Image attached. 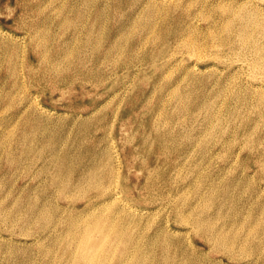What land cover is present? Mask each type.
Wrapping results in <instances>:
<instances>
[{
  "label": "rangeland",
  "instance_id": "1",
  "mask_svg": "<svg viewBox=\"0 0 264 264\" xmlns=\"http://www.w3.org/2000/svg\"><path fill=\"white\" fill-rule=\"evenodd\" d=\"M147 2L0 0V264H264V0Z\"/></svg>",
  "mask_w": 264,
  "mask_h": 264
},
{
  "label": "bare ground",
  "instance_id": "2",
  "mask_svg": "<svg viewBox=\"0 0 264 264\" xmlns=\"http://www.w3.org/2000/svg\"><path fill=\"white\" fill-rule=\"evenodd\" d=\"M165 1V0H164ZM172 1V0H171ZM254 1V0H253ZM205 2V1H204ZM216 2V1H215ZM260 2H262V1H260ZM146 3H148L147 2V0H146ZM203 3V2H202ZM225 3V2H224ZM264 3V2H263ZM152 4V3H151ZM161 4H163V3H160V5ZM167 4V3H166ZM241 4V3H240ZM253 4H254V2H253ZM264 5V4H263ZM262 5V6H263ZM157 6H159V5H157ZM201 6H202V4H201ZM161 7V6H160ZM257 7V6H256ZM11 8H13V7H11ZM11 8H9L10 10H11ZM16 8V7H15ZM203 8V7H202ZM258 8V7H257ZM13 10V9H12ZM156 10V9H155ZM262 11V10H261ZM155 12H157V10L155 11ZM259 14V13H258ZM263 14V13H262ZM197 15V14H196ZM262 15H257V16H253L252 18H251V20H250V23H251V26H252V29L254 30V29H257V28H260V31H262L263 33H264V19L261 17ZM263 16H264V14H263ZM136 19V18H135ZM197 19V18H196ZM200 19H202L201 17H200ZM84 24V23H83ZM247 25V24H246ZM84 26V25H83ZM200 29V28H199ZM252 29H251V31H252ZM250 31V30H249ZM259 31V32H260ZM258 32V31H257ZM258 32V33H259ZM77 33V32H76ZM251 33V32H250ZM257 33V34H258ZM44 34V33H43ZM126 34V33H125ZM261 34V33H260ZM260 34H259V36L258 37H260ZM39 35V34H38ZM96 35V34H95ZM185 35V34H184ZM264 35V34H263ZM49 36V35H48ZM78 36V35H77ZM97 36V35H96ZM98 36H100V34H98ZM250 36V35H249ZM248 36V37H249ZM257 36V35H256ZM75 37V36H74ZM95 37V36H94ZM194 37V36H193ZM214 37H216L215 35H214ZM252 37V36H251ZM78 38V37H77ZM86 38V37H85ZM99 38V37H98ZM111 38V37H110ZM115 38V37H114ZM122 38V37H121ZM141 38V37H140ZM203 38V37H202ZM247 38V37H246ZM245 38V39H246ZM257 38V37H256ZM261 38V37H260ZM262 38H263V36H262ZM48 39V38H47ZM193 39V38H192ZM95 40V39H94ZM96 40H98V39H96ZM111 40V39H110ZM140 40V39H139ZM201 39H199V41H200ZM263 40V39H262ZM75 41V40H74ZM256 41H258V40H256ZM88 42V41H87ZM91 42V41H90ZM98 42V41H97ZM203 42V41H202ZM206 42V41H205ZM262 42V41H261ZM260 42V43H261ZM64 43V42H63ZM111 43V42H110ZM142 43V42H141ZM166 43V42H165ZM168 43H170V42H168ZM255 43V42H254ZM260 43H259V45L258 46H260ZM35 44V43H34ZM62 44V43H61ZM60 44V45H61ZM94 44H96V43H94ZM203 44H205L204 42H203ZM72 45V44H71ZM141 45H143V43L141 44ZM168 45V44H167ZM201 45V44H200ZM61 46H63V44L61 45ZM96 46V45H95ZM59 47V46H58ZM92 47H93V45H92ZM98 47V46H97ZM109 47H110V45H109ZM108 46H107V48H109ZM139 47H140V45H139ZM142 47V46H141ZM140 47V48H141ZM190 47V46H189ZM188 47V48H189ZM198 47H199V45H198ZM201 47V46H200ZM256 47V46H255ZM35 48V47H34ZM64 48V47H63ZM101 48V47H100ZM106 48V49H107ZM204 48V47H203ZM211 48V47H210ZM262 48V47H261ZM36 49V48H35ZM34 49V51H37V50H35ZM105 49V50H106ZM200 50H201V48H199ZM240 49V48H239ZM256 49V48H255ZM99 50V49H98ZM108 50V49H107ZM193 50V49H192ZM246 50V49H245ZM252 50H254V48L252 49ZM256 50H258V49H256ZM256 50H254V51H256ZM264 50V49H263ZM40 51V50H39ZM72 51V50H71ZM85 51V50H84ZM100 51V50H99ZM98 51V52H99ZM203 51V50H202ZM243 51V50H242ZM241 51V52H242ZM259 51V50H258ZM41 52V51H40ZM101 52V51H100ZM114 52V51H113ZM187 52H189V51H187ZM197 52H199V51H197ZM201 52V51H200ZM199 52V53H200ZM204 52V51H203ZM257 52V51H256ZM256 52H254V53H256ZM264 52V51H263ZM69 53V52H68ZM194 53H196V52H194ZM194 53H192V55H193V57H195V54ZM245 53V52H244ZM258 53V52H257ZM256 53V54H257ZM64 54V53H63ZM113 54V53H112ZM197 54V53H196ZM201 54V53H200ZM219 54V53H218ZM230 54V53H229ZM252 54V53H251ZM251 54H250V56H251ZM189 55V54H188ZM236 55H238V54H236ZM235 55V56H236ZM253 55H255V54H253ZM106 56V55H105ZM104 56V57H105ZM209 56H211V55H209ZM215 56H217V55H215ZM221 56V55H220ZM257 56V55H256ZM260 56V55H259ZM262 56V55H261ZM191 57V56H190ZM193 57H191V58H193ZM198 58H199V56H197ZM207 57V56H206ZM214 57V56H213ZM245 57V56H244ZM80 58V57H79ZM84 58V57H83ZM102 58V57H101ZM158 58V57H157ZM217 58V57H216ZM233 58V57H232ZM242 58V57H241ZM252 58H254V60L256 59L255 57H252ZM259 58V57H258ZM195 59V58H194ZM200 59V58H199ZM238 59V58H237ZM236 59V60H237ZM262 59V58H261ZM81 60V59H80ZM109 60V59H108ZM126 60V59H125ZM154 60V59H153ZM232 60H234V59H232ZM259 60V59H258ZM156 61V60H155ZM235 61V60H234ZM247 61V60H246ZM257 61V60H256ZM256 61H254V63L253 64H256ZM239 62V61H238ZM260 62H262V60L260 61ZM193 63V62H192ZM195 63V62H194ZM250 63V62H249ZM264 63V62H263ZM263 63L261 64V66L263 65ZM103 64V63H102ZM212 64V63H211ZM240 64H241V62H240ZM242 64H244L243 62H242ZM99 65H100V63H99ZM174 65H176V64H174ZM247 65V64H246ZM258 65H260V64H258ZM156 66V65H155ZM190 66V65H189ZM194 67H196L195 66V64L193 65ZM240 66V65H239ZM67 67V66H66ZM75 67V66H74ZM116 67V66H115ZM174 67V66H173ZM187 67V66H186ZM254 67V66H253ZM260 67V66H259ZM138 68V67H137ZM140 68V67H139ZM192 68V67H191ZM198 68V67H197ZM205 68V67H204ZM213 68V67H212ZM238 68V67H237ZM263 68V67H262ZM72 69V68H71ZM106 69V68H105ZM249 69H250V67H249ZM251 69H253V68H251ZM256 69V68H255ZM260 71H261V69L260 68H258ZM257 69V70H258ZM31 70H33V69H31ZM136 70V69H135ZM134 70V71H135ZM143 70V69H142ZM194 70V69H193ZM205 70H207V69H205ZM205 70H203V71H205ZM235 70H237V69H235ZM70 71V70H69ZM168 71V70H167ZM170 71V70H169ZM186 71V70H185ZM202 71V72H203ZM250 71V70H249ZM255 71V70H254ZM263 71V70H262ZM68 72V71H67ZM71 72V71H70ZM138 72V71H137ZM152 72V71H151ZM166 72V71H165ZM219 72V71H218ZM218 72H217V74H218ZM253 72V71H252ZM257 72V71H256ZM139 73V72H138ZM199 73V72H198ZM61 74H63V73H61ZM135 74V73H134ZM154 74V73H153ZM167 74V73H166ZM245 74V73H244ZM264 74V73H263ZM190 75H192V74H190ZM200 75V74H199ZM40 76V75H39ZM242 76V75H241ZM182 77V76H181ZM188 77H189V75H188ZM232 77V76H231ZM234 77H235V75H234ZM252 77V76H251ZM256 77V76H255ZM143 78V77H142ZM200 78V77H199ZM227 78V77H226ZM230 78V77H229ZM40 79V78H39ZM38 79V80H39ZM151 79V78H150ZM201 79H203V78H201ZM240 79V78H239ZM249 79V78H248ZM247 79V80H248ZM252 79V78H251ZM178 80V79H177ZM180 80V79H179ZM231 80V79H230ZM243 80V79H242ZM241 80V81H242ZM141 81V80H140ZM200 81H202V80H200ZM218 81V80H217ZM226 81V80H225ZM224 81V82H225ZM229 81V80H228ZM130 82V81H129ZM178 82V81H177ZM243 82V81H242ZM51 83V82H50ZM111 83V82H110ZM120 83V82H119ZM124 83V82H123ZM131 83V82H130ZM223 83V82H222ZM228 83V82H227ZM233 83V82H232ZM239 83V82H238ZM237 83V84H238ZM260 83V82H259ZM203 84V83H202ZM236 84V83H235ZM236 84V85H237ZM249 84H250V82H249ZM253 84V83H252ZM126 85H128V84H126ZM227 85V84H226ZM242 85H244V84H242ZM241 85V86H242ZM246 85V84H245ZM94 86V85H93ZM105 86V85H104ZM125 86V85H124ZM123 86V87H124ZM220 86H222V85H220ZM251 86V85H250ZM52 88H53V86H51ZM111 87V86H110ZM115 87V86H114ZM118 87V86H117ZM122 87V86H121ZM120 87V88H121ZM46 88V87H45ZM51 88V89H52ZM70 88V87H69ZM138 88V87H137ZM229 88V87H228ZM238 88V87H237ZM244 88V87H243ZM247 88V87H246ZM47 89V88H46ZM119 89V88H118ZM123 89V88H122ZM121 89V90H122ZM175 89V88H174ZM234 89V88H233ZM245 89V88H244ZM248 89H250V88H248ZM58 90V89H57ZM60 90V89H59ZM58 90V91H59ZM62 90V89H61ZM60 90V91H61ZM76 90V89H75ZM74 90V91H75ZM91 90V89H90ZM110 90V89H109ZM113 90V89H112ZM223 90V89H222ZM243 90V89H242ZM260 90V89H259ZM44 91V90H43ZM56 91V90H55ZM63 91V90H62ZM66 91V90H65ZM94 91V90H93ZM137 91H139V88H138V90ZM169 91V90H168ZM219 91H220V89H219ZM218 91V92H219ZM224 91V90H223ZM245 91V90H244ZM252 91V90H251ZM256 91V90H255ZM260 91H262L263 92V90H260ZM49 92H51V91H49ZM113 93H114V91H112ZM242 92V91H241ZM123 93H124V91H123ZM171 93V92H170ZM221 93V92H220ZM244 93V92H243ZM257 93H258V90H257ZM45 94V93H44ZM63 94V93H62ZM67 94V93H66ZM69 94V93H68ZM255 94V93H254ZM79 95H81V94H79ZM115 95H117V93L115 94ZM249 95V94H248ZM251 95V94H250ZM253 95V94H252ZM64 96V95H63ZM118 96V95H117ZM172 96V95H171ZM220 96H222L221 94H220ZM133 97V96H132ZM170 97V96H169ZM168 97V98H169ZM215 97V96H214ZM249 97H252V96H249ZM52 97H50V99H51ZM64 98V97H63ZM80 98V97H79ZM108 98V97H107ZM113 98V97H112ZM167 98V99H168ZM245 98V97H244ZM258 98V97H257ZM104 99V98H103ZM156 99V98H155ZM170 99V98H169ZM176 98H174V100H175ZM182 99V98H181ZM199 99V98H198ZM201 99V98H200ZM251 99V98H250ZM260 100H261V98H259ZM51 100H53V98L51 99ZM71 101H73V100H75V99H70ZM85 100V99H84ZM178 100V99H177ZM189 100V99H188ZM211 100V99H210ZM246 100V99H245ZM249 100V99H248ZM264 100V99H263ZM55 101H56V98H55ZM101 101V100H100ZM111 101V100H110ZM142 101V100H141ZM165 101H166V99H165ZM184 101V100H183ZM199 101V100H198ZM201 101V100H200ZM207 101V100H206ZM74 102V101H73ZM83 102V101H82ZM161 102V101H160ZM159 102V103H160ZM175 102V101H174ZM185 102V101H184ZM203 102H205V101H203ZM216 102V101H215ZM230 102V101H229ZM232 102V101H231ZM248 102V101H247ZM262 103H263V101H261ZM68 103V102H67ZM72 103V102H71ZM88 103V102H87ZM162 103V102H161ZM177 103H179V101L177 102ZM176 103V104H177ZM186 103V102H185ZM185 103H184V105H185ZM187 103H188V101H187ZM199 103V102H198ZM202 103V102H201ZM211 103V102H210ZM175 104V103H174ZM205 104V103H204ZM230 104V103H229ZM72 105V104H71ZM93 105V104H92ZM97 105V104H96ZM105 105V104H104ZM127 105H128V103H127ZM142 105V104H141ZM165 105V104H164ZM169 105V104H168ZM171 105H173V103H171ZM183 105V104H182ZM196 105V104H195ZM202 105V104H201ZM214 105V104H213ZM212 105V103H211V106H213ZM37 106V105H36ZM98 106V105H97ZM146 106V105H145ZM162 106V105H161ZM185 106H187V104L185 105ZM184 106V107H185ZM203 106V105H202ZM202 106H201V108H202ZM216 106V105H215ZM215 106H213V107H215ZM80 107H82V106H80ZM88 107V106H87ZM163 107V106H162ZM198 107H200V106H198ZM228 107V106H227ZM139 108V107H138ZM158 108V107H157ZM182 108H183V106H182ZM182 108H180V109H182ZM39 108H37V110H38ZM88 109V108H87ZM86 109V110H87ZM94 109H96V107L94 108ZM214 109V108H213ZM212 109V110H213ZM219 109V108H218ZM44 110V109H43ZM160 110V109H159ZM158 110V111H159ZM216 110V109H215ZM83 111H85V110H83ZM185 111H187V110H185ZM219 111V110H218ZM92 112V111H91ZM156 112V111H155ZM168 112V111H167ZM176 112V111H175ZM179 112V111H178ZM177 112V114H179ZM183 112V111H182ZM192 112V111H191ZM196 113H197V111H195ZM195 112H193V113H195ZM210 112H212V111H210ZM88 113V112H87ZM97 113V112H96ZM114 113V112H113ZM170 113H171V111H170ZM181 113V112H180ZM189 113V112H188ZM195 113V114H196ZM213 113V112H212ZM217 113V112H216ZM41 114V113H40ZM81 114V113H80ZM110 114V113H109ZM108 114V115H109ZM138 114V113H137ZM157 114V113H156ZM164 114V113H163ZM182 114V113H181ZM190 114H192V113H190ZM214 115H215V113H213ZM88 115H89V113H88ZM92 115V114H91ZM93 115H94V112H93ZM168 115V114H167ZM165 116L164 115V117L166 118V117H168V116ZM212 115V114H211ZM221 115V114H220ZM86 116V115H85ZM96 116V115H95ZM145 116V115H144ZM170 116V115H169ZM186 116H187V114H186ZM222 116H225V115H222ZM221 116V117H222ZM92 117H94V116H92ZM155 117V116H154ZM163 117V116H162ZM185 117V116H184ZM184 117H182V118H184ZM193 117V116H192ZM144 118V117H143ZM210 118H211V116H210ZM213 118H214V116H213ZM97 119V118H96ZM149 119V118H148ZM154 119V118H153ZM152 119V120H153ZM186 119V118H185ZM190 119H191V116H190ZM99 120V119H98ZM160 120V119H159ZM161 120H162V118H161ZM188 120H189V116H188ZM214 120V119H213ZM151 121V120H150ZM185 121V120H184ZM190 121V120H189ZM215 121H216V119H215ZM214 121V122H215ZM160 122V121H159ZM211 122H213V121H211ZM223 122V121H222ZM221 122V123H222ZM34 123V122H33ZM151 123V122H150ZM166 123V122H165ZM208 123V122H207ZM220 123V124H221ZM142 124H144V123H142ZM211 124V123H210ZM210 124H209V127H210ZM216 124V123H215ZM151 125V124H150ZM140 126H142V125H140ZM155 127V126H154ZM215 127V126H214ZM213 129V128H212ZM30 131V130H29ZM142 131V130H141ZM26 132V131H25ZM31 132V131H30ZM29 132V133H30ZM35 132H36V130H35ZM34 133V132H33ZM205 134V133H204ZM207 134H209V133H207ZM33 136H34V134H33ZM29 137H31V134H30V136ZM191 139V138H190ZM191 141V140H190ZM192 142V141H191ZM206 146V145H205ZM243 147V146H242ZM30 148H32V147H30ZM103 148V147H102ZM144 148V147H143ZM34 149H35V147H34ZM97 149H99V148H97ZM160 149V148H159ZM29 150H31V149H29ZM33 150V149H32ZM104 150H106V148L104 149ZM103 150V151H104ZM244 150V149H243ZM99 151H100V149H99ZM103 151H101V152H103ZM108 151V150H107ZM28 152H30V151H28ZM66 152H68V151H66ZM100 152V153H101ZM109 154V153H108ZM100 155V154H99ZM99 155H97V157L99 156ZM105 155V154H104ZM108 156V155H107ZM110 156V155H109ZM108 156V157H109ZM156 157H157V155H156ZM249 159V158H248ZM70 160V159H69ZM112 160H114V159H112ZM175 160V159H174ZM176 160H177V158H176ZM176 160H175V162H176ZM251 160V159H250ZM110 162V161H109ZM113 162V161H112ZM111 162V163H112ZM173 162V161H172ZM107 163H108V161H107ZM107 163H105V164H107ZM103 165H104V163H102ZM110 164V163H109ZM114 164V163H113ZM175 164V163H174ZM178 165H179V163H178ZM70 166V165H69ZM113 166V165H112ZM119 166V165H118ZM173 166V165H172ZM71 167V166H70ZM124 167V166H123ZM48 168H49V165H48ZM47 168V169H48ZM98 168V167H97ZM113 168V167H112ZM66 169V168H65ZM129 169V168H128ZM174 169V168H173ZM49 171V170H48ZM66 171H67V169H66ZM99 171V170H98ZM97 171V172H98ZM115 171V170H114ZM114 171H113V173H114ZM173 171V170H172ZM111 172V171H110ZM109 172V173H110ZM112 173V174H113ZM119 173V172H118ZM125 173H126V171H125ZM92 174H95V173H92ZM76 175V174H75ZM115 176V175H114ZM113 177V176H112ZM117 177H118V174H117ZM75 179V178H74ZM94 179V178H93ZM96 179V178H95ZM118 180V179H117ZM91 181H93V180H91ZM95 181V180H94ZM108 181V180H107ZM117 182V181H116ZM70 183V182H69ZM111 184V183H110ZM109 184V185H110ZM116 184V183H115ZM68 185V184H67ZM66 185V186H67ZM89 185V184H88ZM117 185V184H116ZM124 185V184H123ZM126 186V185H125ZM145 187H146V185H144ZM150 186V185H149ZM84 187V186H83ZM103 187V186H102ZM106 187V186H105ZM121 187H123V186H121ZM138 188V187H137ZM58 189V188H57ZM103 189H105V188H103ZM111 189H112V187H111ZM118 189H119V187H118ZM124 189H125V187H124ZM141 189V188H140ZM62 190V189H61ZM78 190V189H77ZM81 190V189H80ZM106 190V189H105ZM109 190V189H108ZM107 190V191H108ZM117 190V189H116ZM122 190V189H121ZM57 191V190H56ZM60 191V190H59ZM87 191V190H86ZM155 191V190H154ZM63 192V191H62ZM116 192V191H115ZM123 192V191H122ZM162 192V191H161ZM60 193V192H59ZM68 193V192H67ZM84 193V192H83ZM103 193V192H102ZM102 193L100 194V195H102ZM160 193V192H159ZM163 193V192H162ZM166 193V192H165ZM169 193V192H168ZM167 193V194H168ZM170 193H171V191H170ZM110 194H111V192H110ZM120 194V193H119ZM140 194H141V192H140ZM175 194V193H174ZM104 195V194H103ZM102 195V196H103ZM143 195V194H142ZM158 195V194H157ZM156 195V196H157ZM160 195V194H159ZM163 195H164V193H163ZM65 196V195H64ZM63 196V197H64ZM150 196V195H149ZM152 196V195H151ZM169 196H170V194H169ZM92 197H93V195H92ZM104 197V196H103ZM119 197V196H118ZM143 197V196H142ZM158 197V196H157ZM167 197V196H166ZM181 197H183V196H181ZM185 198H187L186 196H184ZM155 198V197H154ZM160 198H162V196L160 197ZM169 199H170V197H168ZM176 198V197H175ZM174 198V200H176ZM99 199V198H98ZM109 199V198H108ZM121 199V198H120ZM124 199V198H123ZM168 199V200H169ZM95 200H96V198H95ZM164 200V199H163ZM103 201V200H102ZM113 201V200H112ZM111 201V202H112ZM120 201V200H119ZM118 201V202H119ZM126 201V200H125ZM154 201V200H153ZM171 202V201H170ZM204 202V201H203ZM203 202H201V203H203ZM205 202H207L208 203V201H205ZM125 203V202H124ZM176 203V202H175ZM174 203V204H175ZM197 203V202H196ZM109 204V203H108ZM127 205V204H126ZM182 205V204H181ZM197 205V204H196ZM207 205V204H206ZM129 206V205H128ZM134 206V205H133ZM132 206V207H133ZM195 206V205H194ZM198 206H200V205H198ZM202 206V205H201ZM200 206V207H201ZM31 207V206H30ZM37 207V206H36ZM131 207V206H130ZM195 207H197V206H195ZM205 206L203 205V208H204ZM94 208H96V206H94ZM123 208V207H122ZM135 208V207H134ZM180 208H181V206H180ZM183 208V207H182ZM197 208H199V207H197ZM202 208V207H201ZM200 208V209H201ZM202 208V209H203ZM33 209V208H32ZM36 209V208H35ZM38 209V208H37ZM93 209V208H92ZM133 209V208H132ZM142 209V208H141ZM194 209V208H193ZM30 210V209H29ZM42 210V209H41ZM91 210V209H90ZM180 210V209H179ZM195 210V209H194ZM198 210V209H197ZM35 211V210H34ZM37 211V210H36ZM35 211V212H36ZM180 211H182V210H180ZM34 212V213H35ZM183 212V211H182ZM181 212V213H182ZM191 213V212H190ZM193 213V212H192ZM40 214H42V211H41V213ZM39 214V215H40ZM130 214V213H129ZM188 214V213H187ZM201 214V213H200ZM198 215H199V213H198ZM36 216V215H35ZM44 216V215H43ZM42 216V217H43ZM48 216V215H47ZM131 216V215H130ZM181 216V215H180ZM189 216H190V214H189ZM190 217H192V216H190ZM195 217H198V216H195ZM37 218H39V217H37ZM101 218H102V216H99V217H97L96 218V220H95V223H100V221H101ZM182 218V217H181ZM194 218V217H193ZM34 219V218H33ZM42 219H44V218H42ZM46 219V218H45ZM110 219H112V218H110ZM109 219V220H110ZM130 219V218H129ZM176 219V218H175ZM185 220V222H187L186 221V219L188 220V217L186 216V218H184ZM190 219V218H189ZM192 219V218H191ZM195 219V218H194ZM198 219V218H197ZM197 219H195L194 220V223L193 224H197L198 226H200L201 224L199 223V221L197 220ZM26 220V219H25ZM36 220V219H35ZM108 220V221H109ZM122 220V219H121ZM121 220H111V222L110 223H107L108 221H106L104 224H103V229H105V231L107 230V231H111L110 233H109V238H107V239H104V240H101L99 237H96L95 236V234L94 233H92L91 232V224H89V220L88 219H85V224H87V225H85V227H84V230H85V238H84V241L82 242V244H83V248L84 249H87L88 248V244L89 245H93V249H91V250H89V251H87V252H85L82 256L83 257H85V258H87L89 255H92V254H95L96 252H98L99 254H101V256H102V260H103V262H105V263H111V264H127V263H125V259L127 258L125 255V252L127 251V248H126V243H125V245H124V243H123V245L121 244V241H120V239H121V236H122V234H123V231H124V229H125V224L126 223H124L123 221H121ZM129 221V220H128ZM181 221V220H180ZM205 221V220H204ZM208 221V220H207ZM82 222H84V221H82ZM181 222H183V221H181ZM192 222V221H191ZM190 222V223H191ZM200 222H202V220L200 221ZM27 223V222H26ZM44 223H45V221H44ZM189 223V222H188ZM204 224H205V222H204ZM208 224H210L209 222L207 223V225ZM24 225V224H23ZM31 225V224H30ZM89 225V226H88ZM212 225V224H211ZM197 226V227H198ZM209 226V225H208ZM26 227V226H25ZM116 227V229L115 230H113L114 228ZM193 227V226H192ZM214 227V226H213ZM212 227V228H213ZM126 228H127V226H126ZM136 228V227H135ZM204 227H201L200 229H203ZM205 228H206V226H205ZM204 228V229H205ZM210 228V227H209ZM212 228H210V229H212ZM216 228V227H215ZM218 228V230L219 229H221V228H219V227H217ZM217 228H216V230H217ZM29 229V228H28ZM197 229V228H196ZM199 229V230H200ZM113 230V231H112ZM132 230V229H131ZM221 231V230H220ZM220 231H218V232H220ZM196 232V231H195ZM205 232H207V231H205ZM212 232V231H211ZM217 232V231H216ZM215 232V233H216ZM223 233H224V231H222ZM133 233H134V231H133ZM125 234V233H124ZM222 234V233H221ZM217 235V234H216ZM223 235V234H222ZM124 236V235H123ZM137 236V235H136ZM205 236V235H204ZM217 236H220V235H217ZM95 238L96 239V241L95 242H93L92 244L90 243V240H91V238ZM141 237L143 238V236L141 235ZM209 237V236H208ZM211 237V236H210ZM221 237V236H220ZM123 238V237H122ZM216 238V237H215ZM229 238V237H228ZM140 239V238H139ZM221 239H223V238H221ZM226 239V238H225ZM230 239V238H229ZM146 240H147V238H146ZM233 240V239H232ZM235 240V239H234ZM129 241V240H128ZM220 241H222V240H220ZM231 241V240H230ZM236 241V240H235ZM126 242H127V240H126ZM137 242H138V240H137ZM143 242H145V241H143ZM211 242H213V241H211ZM234 242V241H233ZM208 243H210V242H208ZM236 244V243H235ZM238 244V243H237ZM236 244V245H237ZM132 245V244H131ZM145 245V244H144ZM147 245V244H146ZM214 245V244H213ZM229 245H231L232 246V242L229 244ZM234 245V244H233ZM221 246V245H220ZM226 246H228V245H226ZM238 246H240V244L238 245ZM128 247V246H127ZM133 247V246H132ZM148 247V246H147ZM242 247H244V246H242ZM129 248V247H128ZM149 248V247H148ZM226 248V247H225ZM229 248H231V247H229ZM234 249V248H233ZM238 249H241L240 247H238ZM143 250V249H142ZM146 250V249H145ZM148 250V249H147ZM226 250V249H225ZM228 250V249H227ZM229 250H231V249H229ZM243 250H244V248H243ZM92 251V252H91ZM131 251V250H130ZM223 251V250H222ZM128 252H129V250H128ZM144 252V251H143ZM146 252V251H145ZM228 252V251H227ZM232 254V253H231ZM234 254V253H233ZM133 255V254H132ZM141 255V254H140ZM146 255V254H145ZM149 255V254H148ZM147 255V256H148ZM138 256H139V254H138ZM126 257V258H125ZM132 257V256H131ZM130 257V258H131ZM146 257V256H145ZM147 259L149 260V257H147ZM87 261L88 262H90L91 260H89V259H87ZM144 262H145V260H143ZM142 261V262H143ZM124 262V263H123ZM148 262V261H147ZM102 263V262H101ZM142 264V263H141ZM143 264H145V263H143ZM148 264V263H147Z\"/></svg>",
  "mask_w": 264,
  "mask_h": 264
}]
</instances>
